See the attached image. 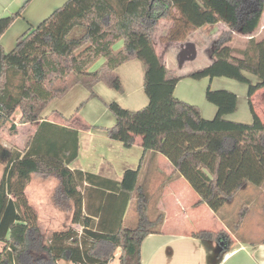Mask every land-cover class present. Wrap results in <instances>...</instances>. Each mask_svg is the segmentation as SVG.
Here are the masks:
<instances>
[{
	"label": "trees",
	"instance_id": "16d2710c",
	"mask_svg": "<svg viewBox=\"0 0 264 264\" xmlns=\"http://www.w3.org/2000/svg\"><path fill=\"white\" fill-rule=\"evenodd\" d=\"M24 9L25 5L0 17V39L23 17ZM263 14L264 0H67L42 22L31 24L11 51L0 42V124L8 122L17 109L20 123L40 122L24 153L11 154L0 182V241L4 242L0 264H57L60 259L72 264H109L118 248L120 264H142V242L148 234L159 232L165 218L161 211L155 219L150 216L151 194L140 183L147 151L161 153L173 164L175 172L164 177L165 182L177 174L183 176L215 212L247 185L264 184V121L251 99L264 87V37L253 36ZM161 20L173 25L169 40H183L196 29L219 22L232 31L220 35L209 66L181 76L157 53L153 34ZM75 31L79 34L74 35ZM233 31L249 36L245 47L232 45ZM120 39L123 47L115 51L113 45ZM101 57L106 60L90 70ZM135 58L145 67V109L156 113L155 119L144 114L137 121L134 111L112 101L108 106L116 123L96 128L116 139L126 126L134 131L141 126L147 141L138 168L127 169L120 180L70 169L78 156L79 132L48 120L43 111L75 85L87 87L92 97L96 96L94 86L102 80L122 90L115 70ZM247 73L259 80L254 83ZM185 77H227L247 83L253 121L227 118L238 105V95L230 90L207 88V100L217 107L211 119L203 116L197 104L174 98ZM58 80L65 81L64 86H55ZM161 104L166 108L158 113ZM133 141L128 136L124 145L130 147ZM34 176L58 179L53 204L61 209L65 201L73 225L82 227L81 231L68 227L45 239L38 212L26 196ZM135 193L138 223L126 228V212ZM245 215L242 208L234 226L230 225L232 231L239 230ZM193 236L224 241L220 253L233 244L226 230H199Z\"/></svg>",
	"mask_w": 264,
	"mask_h": 264
},
{
	"label": "crops",
	"instance_id": "0c3cea01",
	"mask_svg": "<svg viewBox=\"0 0 264 264\" xmlns=\"http://www.w3.org/2000/svg\"><path fill=\"white\" fill-rule=\"evenodd\" d=\"M66 1L0 0V17L12 14L25 5L23 17L18 18L3 34L0 39L1 44L7 49L13 47L15 41L17 43L19 35H22L31 24H39L51 15L50 13L54 8L60 7ZM31 9L33 11H31L30 15L29 11ZM228 31L232 30L223 22L207 24L196 29L183 40H168L164 45L162 42L159 45L155 44V47L161 61L172 69L173 66L180 65L181 62L190 57H195L199 42L203 41L204 37H212L211 46L208 48L212 55V50L220 35ZM199 34L203 36L196 38L195 35L198 36ZM253 36L257 39L264 36V14L260 26L253 32ZM132 60L134 59L123 63L115 70L122 81L123 89L121 94H123V99L129 98L136 91L133 88L127 89L125 79L120 73V69ZM77 86H74L71 90H74ZM261 89L255 92L251 99L256 112L264 121V107L262 106V110L257 108V102L255 101ZM176 91L177 87L174 94ZM174 94V98L179 100ZM246 94H248V91ZM55 100L49 106L55 104ZM116 100L122 104L120 98H116ZM188 102L196 104L192 101ZM142 103L144 108H146L148 101L143 98ZM56 105L52 107L50 111L52 114L48 120L60 125L73 127L79 132L78 156L69 164L70 169H80L85 172L120 180L127 169L138 168L146 146L145 134L139 136L138 132H134L133 127V129L129 130L124 129L118 138L112 139L106 136L103 131L97 129L96 124H85L83 129H81L75 122L77 115L73 117L71 115V120H68L70 116H66L67 114L62 104L56 103ZM122 105L128 107L124 104ZM144 108L141 109L143 110ZM132 109L130 110L135 111L134 109L137 108ZM210 113V115L216 114L213 111H210ZM203 116L212 118V116H205L204 114ZM20 117L21 115L15 112L8 122L0 124V182L11 154L13 152L24 153L28 142L34 136L40 123L39 121L19 123ZM116 120L115 117V123ZM128 136H132L134 139L130 147L124 145V140ZM136 165L137 167L134 168ZM141 171L140 183L143 185V189L148 193L157 191L156 208L165 215L159 232L148 234L142 242V264H264V234L257 238L245 235L241 231L243 223L237 232L232 231L230 220L228 221L226 217L220 214L221 209L215 212L206 203L202 202L200 195L183 176L177 174L173 180L166 182V179L160 180V178L175 172L173 164L166 156L161 153L147 151ZM143 174L148 175L149 179L142 181ZM31 182L26 188V196L29 204L38 212L39 222L51 224L61 218L62 212L52 203L51 191H49V196H46L50 187L48 183L51 184V181H39L35 186L30 187ZM69 216L72 218V214ZM64 229L66 228L55 229L51 234L57 230ZM199 230H226L231 235L233 244L229 250L220 253L224 241L219 242L217 240L194 237L193 233ZM243 234L245 236H241ZM3 248L4 242L0 241V252ZM61 260L64 261V259H60L58 262Z\"/></svg>",
	"mask_w": 264,
	"mask_h": 264
},
{
	"label": "rangeland",
	"instance_id": "374dc122",
	"mask_svg": "<svg viewBox=\"0 0 264 264\" xmlns=\"http://www.w3.org/2000/svg\"><path fill=\"white\" fill-rule=\"evenodd\" d=\"M40 1L42 0H39V2ZM54 10L55 8L52 10L50 14H52ZM31 11L33 10L31 9L29 11V14L31 13ZM172 27L173 25H171L170 21L161 20V22L158 23L157 28L153 34L154 44L159 45L160 42H162L164 45L169 40V36L172 35L171 33H169ZM76 34H79V32L75 31L74 35ZM195 36L196 38H198V37H202L203 35L199 34L198 36L197 35ZM247 40H248V35H245L240 31H234L233 37L231 39V43L232 45L235 46L245 47L247 44ZM211 41H212V37H208V38L204 37L203 41L199 42L196 56L190 57L184 62H181L180 65H177L176 67L173 66L172 69L175 68L177 74L184 76L190 72L198 71L209 66L212 63V55L208 50V48L211 46ZM123 44H124V40L120 39L113 45V49L115 51H119L123 47ZM15 45H16V41L13 47ZM13 47L9 49L5 47L4 48L6 49V51H11ZM105 60L106 58L104 57L99 58L95 63H93L90 66V70L97 69L101 65V63ZM120 73L125 79L127 89L128 90H130L131 88L136 89V91L129 98L123 99L122 98L123 94H121L122 90L119 91L114 89L113 87H110L109 84L107 83V80H102L99 83H97L96 86H94L95 93L96 94L98 93L97 96L95 97L91 96V91L87 87L83 86L82 84H79L77 88L71 90L64 97H62V99L59 98L61 100L56 99L55 104L49 106L51 104L50 102L49 105L46 107V109L43 111L42 116L49 119L52 114V112H50L52 107L57 106L56 103H61L62 107L64 108L67 114L66 116H70L68 117V120H71V118L74 115H77L75 122L78 124V126H80L81 129H83L85 124H89V123L96 124L97 126L111 127L115 123V115L109 109L108 104L116 100V98H120L122 104L128 106L125 107L120 103L124 108H128V109L137 108L134 109L135 111L133 115L136 116L137 121L142 120L141 116H143L144 114L149 115V117L150 116L153 117L154 120L155 119L154 116L156 113L155 114L150 113L147 109L144 108V105L142 103L143 98L148 101V97L144 91V76H145L144 64L141 62V60L135 58L134 60L123 66L120 69ZM247 75L253 80L254 83H256L259 80V78L255 75L249 73H247ZM15 83L16 84L19 83L18 78L15 79ZM64 84L65 81L58 80L55 83V86H64ZM208 87H211L213 90H217V89L230 90L238 95L239 99H238L237 110L233 114L228 115L227 116L228 119L233 121L245 122V123L247 122L251 123L253 121V115L249 104V97L246 94L249 85L247 83H243L235 79H231L227 77H216L213 79L203 78L200 80H196L190 77H185L178 84L177 91L174 95L175 97L179 98V100L181 101L195 102L201 107V110L205 116H212L213 118L215 116L214 112H217V107L215 104L209 102L206 98V91ZM260 91L261 92L257 95L255 101L257 102V108H260L262 110L264 107V87ZM141 108H144L145 110L144 109L142 110ZM163 108H166V105L161 104L158 108V113L161 112ZM210 111H213L214 114L210 115L211 114ZM16 112L21 115V111L19 109H17ZM126 127L127 130L129 126ZM134 132H138L139 136L144 135L142 133L141 126H139ZM136 167L137 165L134 168ZM147 178L149 179L148 175L143 174L142 181ZM161 179L163 180V178H160V180ZM47 180L49 182L51 181V184L48 183L50 187L48 188L49 190L47 191L46 196H49L48 195L49 191H51V194L53 196L56 187L59 183L58 179L55 177L44 178V177L34 176L32 178L30 187L35 186L36 183L39 181H47ZM156 192L157 191L149 193L151 194V199L149 200L150 216L153 219L157 217L159 211L156 208L157 199H158L157 198L158 193ZM61 205H63V208H61L63 210L58 208L62 212L61 218L57 219L55 222L51 224L47 222L45 223L39 222L41 233L44 235L46 240H48L51 232L55 229L76 226L73 225L72 218L71 216H69L72 214V212H69L70 210L67 211L66 208H64L65 206H67L66 202L63 201ZM242 208H246V215L244 217L243 226L241 228L242 233L254 238H257L258 236L264 234V184L258 187L254 185H247L236 195V197L233 200L227 202L221 208L220 214L226 217L228 221L230 220V225L234 226L235 221L238 220L239 218V213ZM137 223H138L137 193H135L134 198L130 201V204L127 209V218L125 216L124 227L135 228L137 226ZM76 228L79 231L82 230V227L80 226H76ZM244 234L241 236H245ZM120 253H121V248H118L111 261L113 264H120V260H119ZM57 264H72V263L67 260L64 261L61 260Z\"/></svg>",
	"mask_w": 264,
	"mask_h": 264
}]
</instances>
